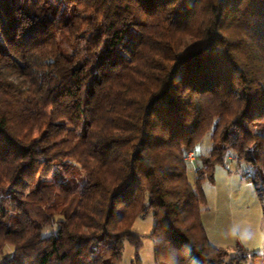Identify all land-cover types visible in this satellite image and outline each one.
<instances>
[{
    "label": "trees",
    "instance_id": "obj_1",
    "mask_svg": "<svg viewBox=\"0 0 264 264\" xmlns=\"http://www.w3.org/2000/svg\"><path fill=\"white\" fill-rule=\"evenodd\" d=\"M233 158L264 212V0H0V264H142L148 213L159 264H264L201 220Z\"/></svg>",
    "mask_w": 264,
    "mask_h": 264
},
{
    "label": "rangeland",
    "instance_id": "obj_2",
    "mask_svg": "<svg viewBox=\"0 0 264 264\" xmlns=\"http://www.w3.org/2000/svg\"><path fill=\"white\" fill-rule=\"evenodd\" d=\"M210 147L207 134L198 145L197 151L206 153ZM188 164V179L194 184L198 162L193 165L188 160ZM249 170L250 167L245 161L226 159L223 165L215 167L213 180L205 179L201 184L206 197V210L202 212L201 220L209 240L223 248L229 257L239 253L238 246L245 248L249 254H264V212L252 183L245 176ZM79 177L82 178L83 174H79ZM79 184L81 187L82 183ZM153 225L151 213L138 218L133 224V230L143 239L138 250L142 264H159L154 256L153 240L149 236ZM49 232L50 228L44 231L45 234ZM9 249L7 247L6 250ZM134 256L135 248L125 241L122 261L119 264H132Z\"/></svg>",
    "mask_w": 264,
    "mask_h": 264
},
{
    "label": "built area",
    "instance_id": "obj_3",
    "mask_svg": "<svg viewBox=\"0 0 264 264\" xmlns=\"http://www.w3.org/2000/svg\"><path fill=\"white\" fill-rule=\"evenodd\" d=\"M192 156H193V154H189V156H188V160H189L191 163H193V161H194V158H192Z\"/></svg>",
    "mask_w": 264,
    "mask_h": 264
}]
</instances>
